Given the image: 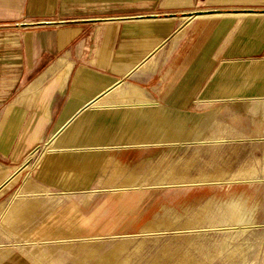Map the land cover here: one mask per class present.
Listing matches in <instances>:
<instances>
[{
	"label": "rangeland",
	"instance_id": "obj_1",
	"mask_svg": "<svg viewBox=\"0 0 264 264\" xmlns=\"http://www.w3.org/2000/svg\"><path fill=\"white\" fill-rule=\"evenodd\" d=\"M194 3L186 14L264 12V0ZM220 17L240 31L233 46L242 36L245 47L239 61L227 63V79L214 80L196 102L175 109L155 99V86L123 79L154 105L131 111L98 102L123 112L115 117L114 144L87 143L93 134L83 139L82 116L48 143L56 120L38 129L35 119L7 117L9 101L0 105V149L7 155L0 154V251L7 252L0 264H89L127 239L128 264H264V15L210 18ZM250 167L258 181L188 185L180 177L222 172L230 179ZM231 195L251 210L253 225L242 234L213 212L217 200ZM155 215L172 224L144 230ZM224 237L227 247L214 255ZM92 247L95 256H83Z\"/></svg>",
	"mask_w": 264,
	"mask_h": 264
},
{
	"label": "crops",
	"instance_id": "obj_2",
	"mask_svg": "<svg viewBox=\"0 0 264 264\" xmlns=\"http://www.w3.org/2000/svg\"><path fill=\"white\" fill-rule=\"evenodd\" d=\"M194 6V0H0V105L9 101L7 117L35 119L38 129L56 120L63 131L82 116L83 139L93 134L87 143H116L122 110L92 103L114 82L155 86V99L175 109L227 79V63L244 56L243 37L231 42L240 31L229 18H180Z\"/></svg>",
	"mask_w": 264,
	"mask_h": 264
},
{
	"label": "bare ground",
	"instance_id": "obj_3",
	"mask_svg": "<svg viewBox=\"0 0 264 264\" xmlns=\"http://www.w3.org/2000/svg\"><path fill=\"white\" fill-rule=\"evenodd\" d=\"M202 11H206V10H202ZM239 15L260 16V15H264V13H261V12L259 13V12H255V11L199 12L198 14H193V15L185 14V15L181 16L180 18L182 20L186 21V19H193V18L218 17V16L233 17V16H239ZM181 28L182 27H180V29ZM130 91H132V92H130ZM106 100L111 101L114 105H116L118 107H122V108H125L127 110H131V111H141V110H143L144 107H151L154 105V102L149 100L146 97V95L144 94V92L142 91V89L140 87H138L134 84L129 85L123 79H120V80H117L116 82H114L107 90H105L101 95H99L94 100V102H92V103H98V102L106 101ZM60 131H61V127H57L55 129V132L52 134L51 138L48 139V143H50L54 138H56ZM159 143L160 142L158 141L156 144H159ZM144 145H146V144H144ZM107 156H109V155H107ZM86 158H87V155H85L83 157V160ZM132 176H133L132 173L129 174L127 179L132 178ZM180 177L183 178L184 181H188L187 183H185L188 185H195V184L208 183V182H217V181H221V180H224V181L238 180L241 182L258 181L257 180V173L254 169H251V167H250V169H245V170L244 169L235 170L231 174L230 179H225L226 178L225 174L222 172L220 174L216 173L215 175L199 174L197 176H192L189 178H184V176L183 177L180 176ZM178 178H176V179H178ZM172 179H175V178H172ZM163 186H165V185H163ZM212 201H213V197H210L208 200H206V202L202 206L203 209L210 207L209 205ZM214 208L215 209L213 210V212L216 215L220 216L219 217L220 218L219 221L221 222L220 224H224V223L233 224L235 227H237L236 229H238L237 230L238 234H242V233L246 232L248 230V228H250V226L253 225V220L251 217L252 214L250 213L251 210L245 208V205L241 201L239 196L231 195L227 198L219 199V200H217V203L215 204ZM198 216L203 218V216H205V213H199ZM201 218L198 220H201ZM203 222H204V220H203ZM191 223L185 222L182 225L191 224ZM160 224L169 226L172 224V220L171 219H164L159 215H155L154 217L149 218V220L146 223H144V226L142 228L144 230L150 229V230L154 231V230L160 228ZM231 227H232V225L228 228H231ZM142 228H140V229H142ZM222 228H224V227H222ZM226 240L227 239L224 237L215 243L216 251L214 252V255L222 252L227 247L228 243ZM128 243H129L128 239L124 240V241L121 240V241L116 242L109 250H106L105 252H103L99 256L94 257V259H92L93 261L91 260V262L89 264H116L114 260L117 259L116 257H118L120 254H121V256H120V259L117 263L118 264H128V257L127 256H129V255L128 254L127 255L122 254L123 251L125 253V250L128 249V246H127ZM96 251H97V249L95 247H92L83 256H85V257L91 256V258H92V256H95ZM188 260H190V259H188ZM83 262L84 261H77L74 264H83ZM189 262H191V261H189ZM191 263H193V261ZM196 263H198V262H196Z\"/></svg>",
	"mask_w": 264,
	"mask_h": 264
}]
</instances>
